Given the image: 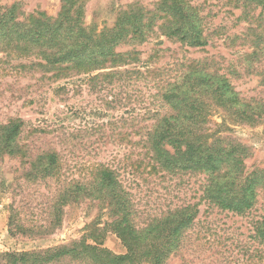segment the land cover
Segmentation results:
<instances>
[{
  "label": "trees",
  "instance_id": "1",
  "mask_svg": "<svg viewBox=\"0 0 264 264\" xmlns=\"http://www.w3.org/2000/svg\"><path fill=\"white\" fill-rule=\"evenodd\" d=\"M236 1L242 8L239 18L247 22L243 31L227 37L231 46L240 41L236 56L225 70L214 58L192 59L173 80L161 83L156 95L168 111L158 114L146 131L144 145L155 164L175 171V176L203 175L202 198L209 204L246 215L264 193V168L248 171L245 160L250 149L233 136L218 130L213 133L209 128L216 113L224 121L264 122V98L243 96L233 83V77H255L256 86L264 91V0ZM61 2L57 16L44 11L24 14L18 3L0 4V52L16 58L21 72H51L50 79L82 76L93 92L105 85L126 87L124 83L129 86L156 72L148 60L141 59V51L119 50L120 45L136 48L161 34L190 47H205L216 32L207 30L199 6L191 0H158L153 7L133 2L118 12L112 25L101 29L87 24L83 1ZM25 124L21 117L0 120V157L30 155L28 145L20 140ZM62 160L56 149L44 150L31 161L28 177H59ZM82 201L96 202L108 219L89 223L84 235L69 243L7 252L3 255L5 264H165L199 214L198 203H188L139 225L132 193L119 170L99 163L87 176L71 179L59 190L51 205L49 224L29 228L11 216L9 231L12 235L49 234L61 225L64 207ZM255 224L256 236L264 244V216ZM108 232L123 241L125 254L103 246Z\"/></svg>",
  "mask_w": 264,
  "mask_h": 264
},
{
  "label": "rangeland",
  "instance_id": "2",
  "mask_svg": "<svg viewBox=\"0 0 264 264\" xmlns=\"http://www.w3.org/2000/svg\"><path fill=\"white\" fill-rule=\"evenodd\" d=\"M81 1L85 5L87 24L101 29L112 25L118 12L127 5L139 2L153 7L158 0ZM191 2L199 6L207 30L216 31L209 45L190 47L161 34L153 35L136 48L120 45L119 50L141 51V59L157 68L148 79L129 86L128 82L124 83L126 87L105 85L104 89L93 92L82 76L50 79L51 72H21L16 58L0 52V120L6 122L12 117L25 120L20 140L28 145L30 152L26 158L0 157V264H5L3 255L7 252L69 243L80 239L89 223L108 219L96 202L82 201L66 205L61 225L49 234L12 235L9 231L11 216L16 223L29 228L49 224L51 205L59 190L71 179L87 176L99 163L119 170L132 193L137 209L135 221L139 225L147 224L167 209L198 203L195 222L187 230L180 248L165 264H264V244L255 231V221L264 216V193L259 194L256 205L246 215L223 210L202 198L203 175L175 176V171L168 172L156 165L152 153H146V131L158 114L168 111L156 95L159 85L173 80L192 59L214 58L225 70L240 48L239 40L231 46L227 37L240 33L247 25L239 18L242 8L237 6L236 0ZM13 3H18L24 14L44 11L51 16H57L62 6L61 0H0L4 6ZM233 83L243 96L264 98L255 77H233ZM209 128L210 132L218 130L223 135L233 136L250 149L245 160L248 171L264 168V122L248 125L228 118L224 121V117L216 113ZM50 149L62 155L60 176L29 178L31 161ZM103 246L116 254L127 252L123 241L113 232L106 234Z\"/></svg>",
  "mask_w": 264,
  "mask_h": 264
}]
</instances>
